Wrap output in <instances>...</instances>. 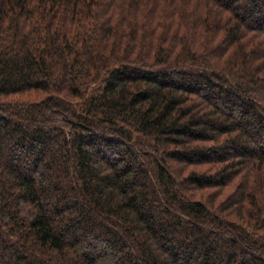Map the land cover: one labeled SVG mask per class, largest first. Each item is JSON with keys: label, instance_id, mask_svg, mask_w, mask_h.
<instances>
[{"label": "trees", "instance_id": "obj_1", "mask_svg": "<svg viewBox=\"0 0 264 264\" xmlns=\"http://www.w3.org/2000/svg\"><path fill=\"white\" fill-rule=\"evenodd\" d=\"M0 264H264V0H0Z\"/></svg>", "mask_w": 264, "mask_h": 264}]
</instances>
